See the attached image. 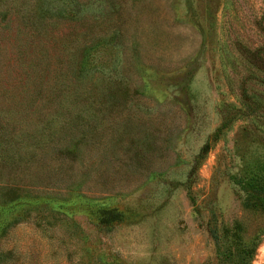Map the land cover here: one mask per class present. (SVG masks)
Returning a JSON list of instances; mask_svg holds the SVG:
<instances>
[{"label":"rangeland","instance_id":"rangeland-1","mask_svg":"<svg viewBox=\"0 0 264 264\" xmlns=\"http://www.w3.org/2000/svg\"><path fill=\"white\" fill-rule=\"evenodd\" d=\"M263 160L264 0H0V264H264Z\"/></svg>","mask_w":264,"mask_h":264},{"label":"trees","instance_id":"trees-1","mask_svg":"<svg viewBox=\"0 0 264 264\" xmlns=\"http://www.w3.org/2000/svg\"><path fill=\"white\" fill-rule=\"evenodd\" d=\"M88 61L89 53L86 51L84 54L83 63L80 66V70H78V74L80 72H88V70H96L95 67L89 68V64H93V62L92 60L90 62ZM106 96L110 98L107 100L105 97V100H107V102H109L110 104L116 103V99L114 98L113 94H111L110 90L106 93ZM240 112H242L240 109L234 107V113L231 115L232 120L240 119ZM226 125L227 121L224 120L216 130L215 136L219 134V132L223 128H225ZM254 167L256 168H251L248 171L249 173L245 174V177H241L240 180L236 181L235 177V184L239 187V191L243 194V196H241V203L243 207L259 210L264 214V160L263 162L259 161L258 164H255ZM15 191L16 189L12 190V192H10L9 194H5L4 201L2 202L3 204H0L3 205V208H0V214L2 211L4 213V218L0 220V235H2L8 227L14 225V222L17 219H23L31 206H33V204L40 202V200L44 201L43 198L20 195L21 193H18L19 191ZM45 200H47V203L56 201L61 202V210H67L69 209L68 205L74 204V201L70 200V198L61 200L47 198ZM121 218L122 217L120 213H116L113 210L104 208L101 212V215H99L98 218L95 219L94 224L99 227V229L106 228L105 232H109L113 226V223L120 221ZM215 241L218 243V237L216 236Z\"/></svg>","mask_w":264,"mask_h":264}]
</instances>
